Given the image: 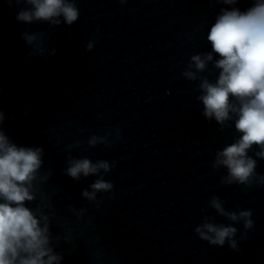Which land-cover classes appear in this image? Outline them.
I'll list each match as a JSON object with an SVG mask.
<instances>
[{
    "label": "water",
    "instance_id": "water-1",
    "mask_svg": "<svg viewBox=\"0 0 264 264\" xmlns=\"http://www.w3.org/2000/svg\"><path fill=\"white\" fill-rule=\"evenodd\" d=\"M70 2L71 25L19 21L32 8L19 0L0 29V131L42 149L25 203L59 264H264V157L253 145L248 181L230 178L218 153L241 134L235 114L207 118L199 99L218 54L203 70L192 59L212 52L207 36L224 10L255 0ZM84 158L109 168L68 176ZM98 179L112 187L85 197ZM214 200L251 215L232 220ZM206 221L234 227L236 247L201 236Z\"/></svg>",
    "mask_w": 264,
    "mask_h": 264
},
{
    "label": "clouds",
    "instance_id": "clouds-1",
    "mask_svg": "<svg viewBox=\"0 0 264 264\" xmlns=\"http://www.w3.org/2000/svg\"><path fill=\"white\" fill-rule=\"evenodd\" d=\"M27 2L32 8L21 11L16 17L19 21L54 20L63 16L71 25L79 14L70 0ZM224 2L233 4L235 0ZM27 39L31 42L33 37ZM207 39L212 52L205 58L196 55L192 59L196 68L203 70L206 61L213 59L212 53H216L215 66L220 71L215 83L205 80L201 85L203 94L199 99L204 105L203 114L218 122L235 114V128L241 134L218 157L228 167L230 178L247 182L255 168V161L247 155V150L258 145L261 150L257 155L264 157V0H255L245 11L224 10L211 26ZM3 119L0 112V122ZM41 157V148L17 146L0 131V264H59L61 259L48 247L47 224L41 226V219L25 203L35 198L32 186L42 165ZM108 168L102 161L93 164L87 158L75 159L70 161L66 174L78 180L81 175L87 177ZM90 187L92 191L85 190L83 195L92 199L97 192L107 191L112 185L98 179ZM213 203L232 220L251 215L249 211H242L238 217L226 211L218 200ZM245 226L250 227L251 221L246 220ZM197 231L212 242L224 245L229 240L231 247H236L231 240L236 229L231 225L206 221Z\"/></svg>",
    "mask_w": 264,
    "mask_h": 264
}]
</instances>
